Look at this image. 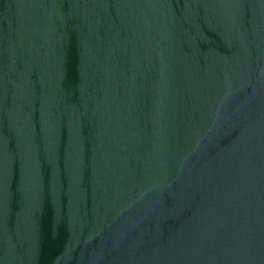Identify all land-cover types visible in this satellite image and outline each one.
I'll list each match as a JSON object with an SVG mask.
<instances>
[{"label":"water","instance_id":"95a60500","mask_svg":"<svg viewBox=\"0 0 264 264\" xmlns=\"http://www.w3.org/2000/svg\"><path fill=\"white\" fill-rule=\"evenodd\" d=\"M0 264H264V0H0Z\"/></svg>","mask_w":264,"mask_h":264}]
</instances>
